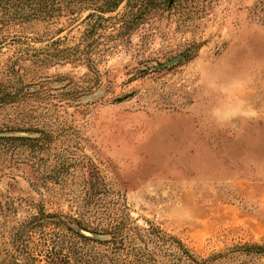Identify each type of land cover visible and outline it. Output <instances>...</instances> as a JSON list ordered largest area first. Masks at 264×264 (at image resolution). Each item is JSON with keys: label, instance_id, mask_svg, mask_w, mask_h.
<instances>
[{"label": "rangeland", "instance_id": "1", "mask_svg": "<svg viewBox=\"0 0 264 264\" xmlns=\"http://www.w3.org/2000/svg\"><path fill=\"white\" fill-rule=\"evenodd\" d=\"M86 14L55 37L63 47L79 41ZM66 23L7 24L0 12V80L17 54L14 39L42 45L48 40L33 36L47 38ZM195 44L189 57L152 67ZM93 52L98 71L55 63L47 72L61 88L45 83L25 106L0 110L3 119L22 118L32 104L47 105L41 119L62 128L49 156L39 152L33 163L24 151L4 167L0 264L12 262L13 226L40 204L65 215L88 209L89 172L105 187L89 208L95 222L120 208L133 226L153 223L202 258L264 243V0H176L129 35L119 37L113 26ZM58 154L69 160L62 180L44 182L33 166ZM161 247V264H175L176 246ZM216 264H264V255L234 253Z\"/></svg>", "mask_w": 264, "mask_h": 264}, {"label": "trees", "instance_id": "2", "mask_svg": "<svg viewBox=\"0 0 264 264\" xmlns=\"http://www.w3.org/2000/svg\"><path fill=\"white\" fill-rule=\"evenodd\" d=\"M175 1L0 0L1 19L7 24L51 21L62 17L67 21L47 38L43 34L33 36L38 41L48 40L45 44L34 45L28 39H14L12 44L16 41V48H19L7 64L6 80H0V110L8 105L25 106L31 98L38 96L45 83H53V76L47 69L55 63H84L91 72L98 71L92 55L104 34L113 36V26H116L119 37L129 35L159 9L170 6L171 10ZM84 11H87L82 19L85 27L79 41L73 46L63 47L64 38L55 37L65 30H72L77 16ZM199 45L188 48L186 57L192 55ZM55 82L57 84H52V87H62V80ZM80 100L81 96H78L75 102ZM40 108L41 111L37 112ZM48 110L47 105L32 104L21 115L22 118L0 117V176L4 174L5 166L10 167L15 159H21L20 153L27 151V161L36 163L33 159L39 152L49 156L58 146L62 128L50 119H41L44 111ZM68 161L58 154L54 163L43 160L42 165L33 166V170L40 173L44 182L52 179L58 182L62 180ZM88 175L84 180L86 197L82 201L88 209L65 215L47 211L40 204L36 213L13 226L8 242L11 264H161L162 243L178 249L175 264H216L234 253L264 255V243L252 242L202 258L182 240L153 223L148 227L133 226L131 215L120 208L113 217L95 222L88 216L92 213L89 208L105 187L98 178L91 179L90 172Z\"/></svg>", "mask_w": 264, "mask_h": 264}, {"label": "water", "instance_id": "3", "mask_svg": "<svg viewBox=\"0 0 264 264\" xmlns=\"http://www.w3.org/2000/svg\"><path fill=\"white\" fill-rule=\"evenodd\" d=\"M186 54H187V52H183L182 54H180L178 56H175L174 58H171V59H169V60H167L165 62H162V63L155 64L152 67L153 68H157L159 66H169V65H172V64L178 62L179 60L185 58L186 57ZM85 232H88V231H85ZM88 233H90V232H88Z\"/></svg>", "mask_w": 264, "mask_h": 264}]
</instances>
